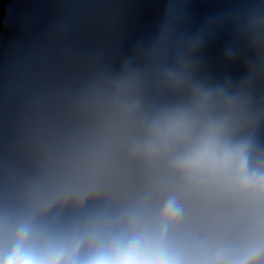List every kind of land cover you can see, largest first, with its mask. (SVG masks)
<instances>
[{
    "label": "clouds",
    "instance_id": "9594fccd",
    "mask_svg": "<svg viewBox=\"0 0 264 264\" xmlns=\"http://www.w3.org/2000/svg\"><path fill=\"white\" fill-rule=\"evenodd\" d=\"M0 0V264H264V0Z\"/></svg>",
    "mask_w": 264,
    "mask_h": 264
},
{
    "label": "water",
    "instance_id": "95a60500",
    "mask_svg": "<svg viewBox=\"0 0 264 264\" xmlns=\"http://www.w3.org/2000/svg\"><path fill=\"white\" fill-rule=\"evenodd\" d=\"M7 3V0H5ZM9 7V17L12 23H18L30 9H33L35 6L31 3H28L27 0H17L16 3H11ZM3 14V5H0V17Z\"/></svg>",
    "mask_w": 264,
    "mask_h": 264
}]
</instances>
